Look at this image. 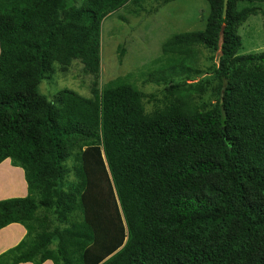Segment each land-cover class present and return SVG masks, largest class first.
<instances>
[{"label": "trees", "instance_id": "16d2710c", "mask_svg": "<svg viewBox=\"0 0 264 264\" xmlns=\"http://www.w3.org/2000/svg\"><path fill=\"white\" fill-rule=\"evenodd\" d=\"M205 1L204 27L151 62L164 88L147 112L131 74L89 97L39 86L73 61L99 75L103 20L148 0H0V164L27 190L0 200V229L26 230L0 264H264V52L240 53L238 33L264 26V0H228L225 17ZM202 49L211 76L193 82Z\"/></svg>", "mask_w": 264, "mask_h": 264}, {"label": "rangeland", "instance_id": "374dc122", "mask_svg": "<svg viewBox=\"0 0 264 264\" xmlns=\"http://www.w3.org/2000/svg\"><path fill=\"white\" fill-rule=\"evenodd\" d=\"M69 1L71 4H79L76 3L77 0ZM144 7L143 11L134 15V7L129 4L103 20L99 75L95 77L85 74L82 64L73 61L66 72L56 70L51 77L42 80L40 93L51 99L59 90L68 88L89 97L93 81L96 80L99 86H102L119 76L131 74L130 81H133L144 95L145 110L151 111L163 100L164 88V85L146 81L150 80L147 75L153 70L151 62L162 56L161 46L173 34L204 27L208 4L205 0H174L167 4H161V0H148ZM261 8L264 12V4H261ZM238 33L242 40L240 53L264 52V26L261 15L249 17ZM201 51L199 66L203 73L193 82L211 76L208 71L211 62L206 59L209 53L204 49ZM210 92L211 86H207L201 95H196L195 101L199 104L214 102Z\"/></svg>", "mask_w": 264, "mask_h": 264}, {"label": "crops", "instance_id": "0c3cea01", "mask_svg": "<svg viewBox=\"0 0 264 264\" xmlns=\"http://www.w3.org/2000/svg\"><path fill=\"white\" fill-rule=\"evenodd\" d=\"M26 192V183L22 169L12 167L9 160L2 162L0 164V200L11 197H22L26 195ZM25 233L24 227L16 223L9 224L0 229V253L15 246L24 237ZM42 264H52V262L47 260Z\"/></svg>", "mask_w": 264, "mask_h": 264}, {"label": "water", "instance_id": "95a60500", "mask_svg": "<svg viewBox=\"0 0 264 264\" xmlns=\"http://www.w3.org/2000/svg\"><path fill=\"white\" fill-rule=\"evenodd\" d=\"M227 2L228 0H223L222 16L225 17L227 11Z\"/></svg>", "mask_w": 264, "mask_h": 264}, {"label": "clouds", "instance_id": "9594fccd", "mask_svg": "<svg viewBox=\"0 0 264 264\" xmlns=\"http://www.w3.org/2000/svg\"><path fill=\"white\" fill-rule=\"evenodd\" d=\"M6 199H8V198H6ZM3 200V199H2Z\"/></svg>", "mask_w": 264, "mask_h": 264}]
</instances>
